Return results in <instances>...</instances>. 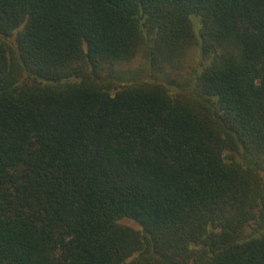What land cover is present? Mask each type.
Segmentation results:
<instances>
[{
	"label": "trees",
	"instance_id": "obj_1",
	"mask_svg": "<svg viewBox=\"0 0 264 264\" xmlns=\"http://www.w3.org/2000/svg\"><path fill=\"white\" fill-rule=\"evenodd\" d=\"M0 35V264H264V0H0Z\"/></svg>",
	"mask_w": 264,
	"mask_h": 264
},
{
	"label": "rangeland",
	"instance_id": "obj_2",
	"mask_svg": "<svg viewBox=\"0 0 264 264\" xmlns=\"http://www.w3.org/2000/svg\"><path fill=\"white\" fill-rule=\"evenodd\" d=\"M193 19L195 20V17ZM195 29H196V31L198 30V26H197L196 23H195ZM0 37H1V35H0ZM8 41L11 42V43H14V35L9 36L8 37ZM195 50L196 49H193V50L189 51V53L187 54V60L189 62H192V60H193V58L195 56V52H196ZM140 63H141V58L135 59V61H133L130 64L129 67L131 69H135V68H137L140 65ZM146 72L145 73H141V76L144 77V78H146V79H150L149 78L150 75H148V73H150V72L148 70H146ZM125 222L128 223L129 225H132L133 227H136V228L138 227V225L136 223H134L133 221H131V220H125Z\"/></svg>",
	"mask_w": 264,
	"mask_h": 264
}]
</instances>
